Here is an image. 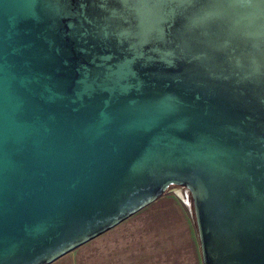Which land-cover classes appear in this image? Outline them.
I'll return each mask as SVG.
<instances>
[{
	"label": "water",
	"instance_id": "95a60500",
	"mask_svg": "<svg viewBox=\"0 0 264 264\" xmlns=\"http://www.w3.org/2000/svg\"><path fill=\"white\" fill-rule=\"evenodd\" d=\"M174 185L203 264H264V0H0V264Z\"/></svg>",
	"mask_w": 264,
	"mask_h": 264
},
{
	"label": "crops",
	"instance_id": "0c3cea01",
	"mask_svg": "<svg viewBox=\"0 0 264 264\" xmlns=\"http://www.w3.org/2000/svg\"><path fill=\"white\" fill-rule=\"evenodd\" d=\"M162 197L79 246L80 253H91L93 264H203L192 206Z\"/></svg>",
	"mask_w": 264,
	"mask_h": 264
},
{
	"label": "rangeland",
	"instance_id": "374dc122",
	"mask_svg": "<svg viewBox=\"0 0 264 264\" xmlns=\"http://www.w3.org/2000/svg\"><path fill=\"white\" fill-rule=\"evenodd\" d=\"M162 198L172 199L178 198L187 201L193 208L192 197L190 192L180 186L174 185L163 195ZM82 252V251H81ZM84 260V262H83ZM93 264V255L88 252L87 255H82L78 247L73 249L71 252L63 255L51 264Z\"/></svg>",
	"mask_w": 264,
	"mask_h": 264
}]
</instances>
